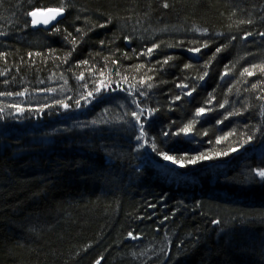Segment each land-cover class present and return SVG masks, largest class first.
<instances>
[{
    "label": "trees",
    "instance_id": "trees-1",
    "mask_svg": "<svg viewBox=\"0 0 264 264\" xmlns=\"http://www.w3.org/2000/svg\"><path fill=\"white\" fill-rule=\"evenodd\" d=\"M0 93V264H264V0H0Z\"/></svg>",
    "mask_w": 264,
    "mask_h": 264
},
{
    "label": "snow or ice",
    "instance_id": "snow-or-ice-1",
    "mask_svg": "<svg viewBox=\"0 0 264 264\" xmlns=\"http://www.w3.org/2000/svg\"><path fill=\"white\" fill-rule=\"evenodd\" d=\"M165 6H167V5H165ZM45 11L50 14L47 19H44L43 20V23L45 25H47L51 20H55L56 17L58 15H60L64 11V9L62 7L61 8H48ZM38 12H39V10H36V11H33V12L29 13V15L31 17H33V19L31 20V24L33 26L41 23V21L36 18L37 15H38ZM147 51H148V53H151L153 51V49L149 48ZM195 51H199V49H195ZM217 51H219V49H217ZM164 62L167 63V60L164 61ZM245 72H247L248 75H252V72H249L248 69H245ZM205 75H206V73H205ZM201 79H203V77H201ZM149 87H151V85H149ZM0 95H3V93H0ZM88 95L91 96L92 93L89 92ZM187 95H191V92H188ZM177 99H179V97H177ZM64 107L67 108L68 105L65 104ZM137 107H139L138 104H137ZM18 111H23V109H18ZM155 111H156L155 109H153L151 111H148L146 109L141 108L139 112L133 111L131 113V115L134 117L136 123L139 125V129H140V134L138 136H136V140L137 141L144 140V138L147 136V133L144 130V122H146L147 119L151 115H154ZM204 111H205L204 108L197 109V115L203 114ZM0 112H3V109H0ZM141 117H144V120L143 121H142ZM0 119H2V117H0ZM191 130H192V126H191V124H189V125L185 126L184 128L180 129L179 132H172V133L164 132L163 135L164 136H168V135L171 134V135H174V136H178L181 133H183L184 135H189L191 133ZM251 139H252V137L249 136L247 138V140L244 141V142L247 143V142L251 141ZM145 143H147V141H145ZM150 146L152 148V151L153 152H156L158 155H161L162 158L165 161H168L171 164L176 165V166L181 167V168L182 167H186L188 164H195L198 160H209V159L212 158L211 156H207V155L201 154L199 156L190 158L187 161H185L184 157L177 158L176 156L169 155V154H167L165 152L160 151L154 143H152ZM139 147L140 148H143L144 147V144H140ZM230 151L236 152V151H238V148L233 147V148L230 149ZM217 155H228V152L217 153ZM255 176L256 177H259L261 180H264V169H257V170H255ZM129 236L132 237V233H129ZM133 238H137V237H133ZM97 264H100V261H97Z\"/></svg>",
    "mask_w": 264,
    "mask_h": 264
},
{
    "label": "water",
    "instance_id": "water-1",
    "mask_svg": "<svg viewBox=\"0 0 264 264\" xmlns=\"http://www.w3.org/2000/svg\"><path fill=\"white\" fill-rule=\"evenodd\" d=\"M49 13H47L45 10H42V11H39L38 12V15H37V19L38 20H40L41 21V23H39V24H37V25H35V26H33L32 24H31V20L33 19V17H31L30 15L28 16V19H29V21H30V27H31V30H33V31H37V30H43V31H48V30H50L52 27H54L58 22H60L61 20H63L64 18H65V13H64V11L60 14V15H58L57 17H56V19L55 20H51L47 25H45L44 23H43V20L44 19H47L48 17H49Z\"/></svg>",
    "mask_w": 264,
    "mask_h": 264
}]
</instances>
